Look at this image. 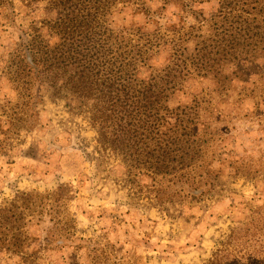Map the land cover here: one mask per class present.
<instances>
[{"label":"rangeland","instance_id":"1","mask_svg":"<svg viewBox=\"0 0 264 264\" xmlns=\"http://www.w3.org/2000/svg\"><path fill=\"white\" fill-rule=\"evenodd\" d=\"M27 1L13 0L12 8L0 11V126L15 134L7 153L0 150V264H93L97 257L98 264H211L224 258L264 264V62L259 69L245 65L242 80L227 92L204 79L174 98L175 107L190 104L192 96L212 99V115L201 117L217 133L203 145L207 160L195 163L201 174L209 170L208 187L192 192V200L179 196L170 203L164 167L160 173L156 166L154 172L135 167L99 143L86 112L91 103L57 98L46 85L35 118L20 128L22 102L8 69L20 27L56 14L48 11L51 0ZM146 7V17L123 11L119 26L165 27L184 16L173 6L163 11L160 2ZM196 10L210 17L217 4ZM19 119V127H9Z\"/></svg>","mask_w":264,"mask_h":264},{"label":"trees","instance_id":"2","mask_svg":"<svg viewBox=\"0 0 264 264\" xmlns=\"http://www.w3.org/2000/svg\"><path fill=\"white\" fill-rule=\"evenodd\" d=\"M12 1L0 0V11L12 8ZM150 1L160 2L163 11L176 7L184 16L165 27L148 28L149 22L144 27L119 26L125 10L146 17ZM25 2L30 1L21 0ZM210 3L217 4L212 16L196 10ZM28 6L31 9V3ZM48 11L57 16L20 27L21 42L8 69L22 102L24 123L20 126L21 119L14 120L9 127L28 128L25 122L35 118L39 93L47 85L57 98L64 94L82 105L91 103L86 112L104 148L135 167L154 172L156 166L159 173L164 167L171 177L165 193L170 203L179 196L192 200V192L208 187L209 170L201 174L202 166L195 163L204 164L203 145L213 142L217 133L201 117L211 116L215 105L200 96L177 107L172 102L178 94L186 95L191 83L211 79L227 92L242 80L245 65L259 69L264 62V0H51ZM9 15L16 20L15 12ZM188 19L196 23L189 25ZM49 36L55 38L53 43ZM162 54L167 57L158 65ZM231 68L234 71L227 75ZM63 71L68 73L65 78L59 75ZM200 127L204 135H199ZM0 135H4L0 150L7 153L15 134L0 126ZM154 159H159L157 164L150 163ZM99 262V257L92 261ZM211 264L252 263L224 258ZM253 264L261 263L254 259Z\"/></svg>","mask_w":264,"mask_h":264}]
</instances>
